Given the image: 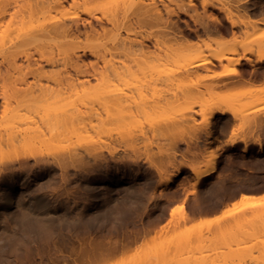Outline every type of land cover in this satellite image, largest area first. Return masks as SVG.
Segmentation results:
<instances>
[{"label":"rangeland","instance_id":"obj_1","mask_svg":"<svg viewBox=\"0 0 264 264\" xmlns=\"http://www.w3.org/2000/svg\"><path fill=\"white\" fill-rule=\"evenodd\" d=\"M211 1L204 9L203 0H194L200 13L197 19L200 20L195 21L196 18H191L184 12L180 13V16L174 15L173 21L178 20L182 30L178 35L181 33L186 39L185 47L178 49L177 52L168 50L166 46H163L162 50L157 49L159 54L165 49L169 54L163 52L165 55H159L158 58L163 60L150 59L149 69L145 67L146 70L144 69L145 72L142 70L141 76L137 73L141 80L138 81L139 85L145 80V84H141L142 90L146 89V92L142 93L146 95V98L143 97L145 102L141 98L138 99L144 108L141 105L142 108L138 107L139 110L132 107L136 113L128 109L127 114H131L133 120L140 121L141 128L138 127L136 131L141 129L139 132L143 130V134L134 131L133 135L125 137L126 139L121 137L128 134H108L103 136L104 140L95 136L97 142L95 137H93L95 140L90 139V142L89 139L83 141V138L76 137V134L72 135L71 132L67 133L71 135L70 138L63 135L57 136L54 141L52 138L47 140L50 135L48 132V137L47 134L45 137L42 136L46 141L38 137L31 140L32 147L24 145L26 148H23L22 138L18 139L22 136L18 135L16 138L19 143L17 140L9 139L8 134L6 137L5 132L0 135V146L3 147H0V252H2L0 264H257V261L260 263L261 258L254 241L260 237L264 239V225L260 224L264 223V215L263 217L259 215V212L264 210V73L260 79L246 76L241 81L228 80L225 74L233 68L251 70L246 60L243 61L246 63L244 68L224 60L223 64L213 66L206 63L207 67L197 68L191 75L180 74L179 70L188 62L186 59L202 57V61L211 60L210 55L214 49L223 52L225 57L242 54L255 58L251 50H256L260 41L264 49L262 20L264 13L255 11L252 3L264 0ZM108 4L110 7L106 4L109 7L107 12L111 14L114 10L113 2L112 5ZM95 6L96 9H100L99 14L101 11L104 12V8H100L101 4L99 6V3H96ZM9 19L10 13L3 22L0 20V36L7 35V40L15 38L17 34L16 30L14 32L7 30ZM107 25L111 27V24ZM19 32L18 36L23 33ZM122 34L126 36L127 32L122 31ZM110 35H104L99 40L105 43ZM110 39L106 46L112 44L113 40ZM208 43L212 45L209 46ZM151 49L155 47L152 46ZM173 53L174 55H171ZM88 55L83 58L86 63L97 60L94 55ZM196 55L198 57L194 58ZM99 63L100 67L104 65L102 60ZM19 64L27 65L23 55L19 57ZM45 69L49 72L52 68L47 65ZM176 69H179V72L175 71ZM164 71L178 74L177 77L181 75L180 82L174 74L166 75ZM155 72L163 77H158ZM10 74L18 75L17 72ZM63 74L77 76L73 70L69 73L64 71L61 75ZM169 76L172 77V81H168ZM46 77H42L45 80L42 82H49L50 86H55L56 82L51 78L50 82ZM79 77L84 78L83 75ZM28 79L32 82L34 77L30 75ZM91 79L92 85L98 83L96 78ZM213 80L221 83L212 85ZM188 84L193 86L187 87ZM133 87L135 88L132 85L130 90ZM186 87L190 88V91L184 92ZM12 104V107H17L15 102ZM219 104L227 105L229 111L236 113L238 117L234 118L230 113L226 116L217 114L208 117ZM4 105L3 99L0 98L2 131L7 125V119L10 120L12 116H8L11 111H5ZM96 105L98 106L90 112L97 111L104 118L106 115L104 113L109 109H104L103 103ZM5 112L8 118L4 116ZM95 113L89 115L88 112L86 119L88 115L91 119L95 118L93 116L101 117ZM245 114L253 117L247 119V123L241 119V115ZM183 115L189 117L191 123L188 126H180L183 129L180 130L179 126L177 128V122ZM174 128H177L178 132H175L177 130ZM233 139L236 142L230 144V140ZM14 149L17 150L13 152ZM210 153L218 155L215 167L206 178L199 181L193 177L192 168L203 166ZM168 177L171 178V182L165 184L164 181ZM228 210L231 215L232 211L236 213L226 217L227 220L222 218L225 223L220 224L219 221L222 220L220 216H224V211ZM242 212V218L241 215L235 217ZM261 213L264 214V211ZM237 220L238 224L234 223ZM243 220L245 224L243 226L241 222V227L239 222ZM51 221L54 223L51 224ZM252 222L255 223L253 224L255 228L250 227ZM29 225L34 227L31 228ZM223 228H226L227 232L223 231ZM238 228L245 229L243 234L247 240L239 235ZM253 230H256L255 233L259 230L256 233L259 238L252 235ZM222 231L223 233H220ZM242 232L241 230V234ZM248 234L255 238L251 236L250 239ZM238 235L243 241L238 238L236 244ZM199 241L203 247L207 244L204 251L203 247H200L202 245L198 244L197 247L196 243ZM179 243L184 245L180 247ZM192 244L195 249L191 247ZM187 245H191L192 252L185 249L188 248ZM251 245L255 246L251 248L252 251ZM95 247L99 249L92 250ZM196 247L201 248L202 252L197 251ZM83 251H88L85 259L80 257ZM91 253H96L95 258L89 257ZM188 254L190 259L184 260Z\"/></svg>","mask_w":264,"mask_h":264},{"label":"bare ground","instance_id":"obj_2","mask_svg":"<svg viewBox=\"0 0 264 264\" xmlns=\"http://www.w3.org/2000/svg\"><path fill=\"white\" fill-rule=\"evenodd\" d=\"M10 1L0 0V20H1V22H3V20L6 18V16H8V14L10 13V19L7 23V30H9V31L11 30L13 32L16 30L17 34H16V36L14 35L15 38H10L8 40H7L8 37H6L7 35L6 36H4V35L0 36V59H1L0 60V79H1L0 84H2L1 88H0L1 89L0 98L3 99V103L5 104L4 105L5 111H8V110L11 111L9 113V115L6 114V112H5L4 116L8 118V116L10 117L12 115L13 117L11 116L12 119L10 117V120L7 119V121H6L7 125L3 127V129L5 128L4 131L0 130V132L2 131L0 133V135L5 132L4 134H6V137L8 134L9 135L8 138L11 140H15V141L16 140L18 141L19 138L20 139L22 138V140L24 141L23 142L21 140V142H23V144H22L23 148H26L27 146L32 147V144H31L32 141L31 140L37 139L38 137H41V139H43L48 132H50V133H48V134H50L49 135L50 138L48 137V134H47L46 135L48 137L47 140L53 139V141H54V138H56L57 136L61 137V136L65 135V136H69V138H70L71 135H69V134H71V133H72V135L76 134V137L79 136V138L80 137L83 138V141H84V139H89V141H90V139H93V141H94L96 139V137L103 138L102 140H104L103 136L108 135V134H117V135L118 134H120V135L128 134L126 136L122 135L123 137L120 136L121 139H126L125 137L132 136L133 132L138 130V127L141 126V123L138 120H133L134 118L130 117L131 114H129V113H128L129 114V117H128L127 111H128V109H130L131 111H134L133 109H131L132 107L142 108V107H140V105H141L140 101L141 100L139 101L138 99H140V98L143 99V97L146 96V95L144 96L142 94L143 91H145L146 89L142 90L143 87H141L142 83L145 84V80H144V82L142 81V83L139 85L138 83L141 82V80H139V75L141 73H143L142 70H144V69L146 70V68L149 69V67H150L149 64L151 61L150 59L158 58V57H160L159 55L162 56L164 53L167 54L169 52V51L165 52L166 51V49H165V50H163L164 53L162 52L161 54H159L156 51L157 49L162 50L163 46H166L165 48H169L168 50H173V51L175 50L174 52H177L178 49L182 48L185 45L186 39H184L183 36L181 35L182 30H180L179 22H178V20L173 21L174 19L172 17L174 15L180 16V13L184 12V13H187V15L189 14L191 18H196L195 21L200 20V19H197V17L199 16L200 13H198L196 2H194V0H112V2H113V6H112L113 8L112 9H114V10L111 14H109L107 12L108 8L110 7L108 3H110V4L112 3V2H109V0H12L13 2H10ZM207 1L203 0L204 9H206V7L208 6V4L211 0L209 2H207ZM96 3H99V6L101 4L100 8H102V9L104 8L103 9L104 12L101 11L102 14L98 13V11L100 9H98V8H97L98 10L96 9V7H97V6H95ZM252 5H253V9L255 11H259L261 13H264V1L254 2V3H252ZM11 8L14 10H12ZM11 10H12V13H11ZM57 13L58 14L60 13V15L58 16ZM249 19L251 20L250 17H249ZM262 20H264V18ZM108 23L111 24V27H108V25H107ZM215 25H217V23ZM225 27H227V26H225ZM208 28H210V27H208ZM19 29L23 32L22 34H20L21 31ZM213 29L216 30V28H213ZM217 30H219V28ZM122 31L127 32V35L123 36ZM18 32L20 35L24 34V36H20V35L18 36ZM178 32H181L180 36L178 35ZM221 33H222V31H221ZM107 34L108 35L111 34L110 37L108 36V38L110 39L112 37V39H110V40L111 41L113 40V42H111L112 44L110 43L111 44L110 46H106V43L109 41V39H106L108 41L105 43H103L99 40L102 36L107 35ZM106 37L107 36H105V38ZM103 39H104V37H103ZM168 43H171V44L168 45ZM211 45H212V43L209 44V46H211ZM152 46L155 47V49L152 50L151 49ZM170 52L172 53V51H170ZM251 52L255 55V58L254 57L253 58L248 57V56L242 55V54H240L236 57H229V56L225 57L223 52H220V51L214 49V51H212V54L210 55L211 60L208 61L207 59H203V61L204 60L206 61V62L205 61L203 62L202 57L200 58L201 60L200 59H194V60L193 59H191V60L186 59V61H188L187 63H184V65L182 67L178 66L179 68L181 67L180 68L181 70L178 69L180 72L177 69L175 71L179 72L180 74L187 73L188 75H191L193 72H195V70H197V68H200V67L204 68V66L207 67L208 65H205L206 63H209L210 65L213 66V65L223 64L224 60H227V62H234V64H236L237 66L243 67L246 63L251 66V70H248V69L242 70L241 68H239V69L233 68L230 72L225 74L228 77V78L226 77L228 80H232L234 82L241 81L246 76H249V78H251V79H258V78L260 79V76L264 73V49L262 48L261 41L259 42L258 48L256 50H251ZM88 54L94 55L97 60L95 62L86 63L83 58L89 56ZM22 55L27 60L26 66L23 64H19V57ZM171 55H174V53ZM109 56H110V59H109ZM107 57H108V59H107ZM171 57L169 56V58H171ZM195 57H198V56L196 55V56H194V58ZM166 58H168V57L166 56ZM147 59H149V60H147ZM101 60L104 62V65L100 67L99 65H101V64L99 62ZM154 60H156V59H154ZM157 60H163V59L158 58ZM198 60H200V61H198ZM244 60H246V63L243 62ZM47 65H50V67L52 68V69H50L51 71H49V72H47V70L45 69V66H47ZM59 67H61V69ZM57 68H59V69H57ZM63 69H64V71H68V73L72 70L75 71V73L78 77L77 76L74 77L75 75H71V74L66 75V76L63 74V76H62L61 74H62V72H64ZM150 69H152V68H150ZM145 70H144V72H145ZM152 71H153V69H152ZM159 71L162 72V70H159ZM168 71H169V69H168ZM168 71H164L167 73L166 75H169L170 72H172V70L170 72H168ZM175 71H174V73H175ZM12 72L13 73L17 72L18 75L17 76H14V74H13V76H11L12 74L9 75V73H12ZM137 73H139V75H137ZM146 73H147V71H146ZM151 73L154 74L153 72H151ZM155 73H157V75H158V72H155ZM163 73H161V74H163ZM174 73H171V74H174ZM30 75H32L34 77V80L33 79L31 80L32 82H30V80H29L30 77L28 79V76H30ZM80 75H83L84 78L83 79L80 78L79 77ZM163 75H165V74H163ZM174 75H175V77L178 76V74H174ZM144 76H145V74H144ZM161 76L162 75H158V77H161ZM211 76H213V75H211ZM214 76H215V74H214ZM42 77H46V79H48L50 82H51V80L52 81L54 80V82H56V83H54L55 86H53V85L50 86L51 84L49 82H46L49 84L44 83L45 80H43L44 78L42 79ZM175 77L173 76V79ZM179 77H177V79ZM50 78H51V80H50ZM91 78H96L98 85L97 84L92 85L93 83L91 82V80H92ZM164 78H165V76H164ZM170 78H171V80H170ZM157 79H159V78H157ZM173 79H172V77L169 76L168 81H172ZM42 80L44 82H42ZM79 80H81V81H79ZM159 80L161 81L163 79H159ZM166 81H167V79H166ZM178 81L180 82V78ZM216 81L217 80H213L212 85L213 84L218 85V83H221V82H216ZM222 81H224V79H222ZM163 82H165V81H163ZM174 82H171V84L173 85ZM156 84H157V82H156ZM95 85H97V86H95ZM132 85L135 86V88L133 87V89H135V90H133V89L130 90ZM167 85H169V84H167ZM188 85H187V87L193 86V85L192 86H190V85L188 86ZM142 86H144V85H142ZM180 86H181V84H180ZM182 87H184V86H182ZM187 87H186V89L184 88L185 89L184 92L190 91V88H187ZM144 99L142 101H144ZM13 101L16 103L17 107H12L13 106L12 103H14ZM100 103H103L104 105L108 106V107H106L104 105L102 106V107H104V109H107V110L109 109L108 111H106L104 113V114L108 115V117L106 115H104L106 118L105 117L102 118V115H99L96 111V113L101 117L96 118V116H93V118L94 117L95 118L91 119L89 117V115H90V113L92 114L93 112H90V111H92V109H94L95 106H98L96 104H100ZM141 106H143V108H144L143 104ZM18 107H21V108H18ZM139 108H138V110H139ZM95 110H99V109L95 108ZM88 112H89L88 119H90V120L86 119V115L88 114ZM94 113H95V111H94ZM133 113H136V111H134ZM227 113L232 114L234 118L238 117L236 115V113L229 111L227 105H221V104L215 106L214 109L210 112L208 117H212L214 115L216 116L217 114H219L220 116H226ZM135 115L136 114H134V116ZM135 118H136V116H135ZM252 118L248 117L247 114L241 115V119L244 120V123H247L246 122V121H248L247 119H252ZM4 120H5V118H4ZM171 121H173V120H171ZM142 122L144 123V121H142ZM190 123H191V119L189 117L183 115V116H181V118L177 122V128H178V126L179 127L180 126H182V127L188 126ZM166 125L168 126L169 124H166ZM174 125H175V123H174ZM243 127H246V126H243ZM177 128L176 129L174 128V129L177 130ZM142 129H143V126H142ZM181 129L182 128L180 127V130ZM170 130L171 129L169 128L168 131H170ZM139 131L138 132L136 131V132L137 133L143 132V130H142V132H139ZM69 132H71V133H69ZM175 132H178V130ZM67 133H69V134H67ZM85 134H87V136ZM18 135L22 136V137H18V139H16ZM42 136H44V137H42ZM109 136H112V135H109ZM76 137H75V139H76ZM93 137H95V139ZM1 138H2V136H1ZM43 140L46 141V139H43ZM81 141H82V139H81ZM95 141L97 142V139ZM124 141H126V140H124ZM3 142H4V140H3ZM56 142H57V140H56ZM235 142H236V140H234V139L230 140V144H234ZM33 143H34V141H33ZM45 143H47V142H45ZM62 143H64V142H62ZM62 143L60 142V144H62ZM103 143H101V144H103ZM24 145L26 147H24ZM34 145L35 144H33V146ZM82 145H85V144H82ZM91 145H93V144H91ZM107 145H108V141H107ZM5 146H7V145H5ZM47 146H48V143H47ZM62 146H64V145H62ZM0 147H2V146H0ZM18 147H19V145H18ZM246 147H244V148L246 149ZM61 148H58V149L61 150ZM66 149H65V151H66ZM97 149H95V150H97ZM16 150L14 149L13 152ZM30 150H31V148H30ZM0 151H1V149H0ZM25 151L23 153H25ZM90 151H92V149ZM61 152H63V151H61ZM57 153H59V152H57ZM77 153H76V155H77ZM70 155H71V153H70ZM78 155H79V153H78ZM217 156L218 155L216 153H210L209 158L207 159L206 163L203 166L193 167L192 168L193 169V177H195L199 181L206 178L213 171L215 164H216ZM73 160H74V158H73ZM170 182H171L170 177L166 178V180L164 181L165 184H168ZM263 211L264 210H262L261 212H263ZM227 212L224 211L225 215L222 217L220 216V218L227 220L228 216L231 215V212L229 210ZM261 212H259L260 213L259 215H261V216L264 215ZM235 213L232 211V215ZM242 214H243V212L238 213V215L236 214L235 217H239L241 215V218H242V216H243ZM255 214H257V213H255ZM231 218H233V217H231ZM255 218H256V221L258 222L257 217H255ZM221 219H219V220H221ZM223 219L221 221H219L220 224L223 222ZM251 219L254 220L253 217ZM240 220H242V219H240ZM244 220H246V219H244ZM244 220L239 222L240 224L242 222L243 226L245 224ZM256 221H255V223H256L255 226H257ZM237 222H238V220L234 223L238 224ZM260 222H262V219H260ZM263 222H264V219H263ZM20 223H22V221ZM38 223H40V222H38ZM53 223L54 222H52L51 224H53ZM223 223H225V222H223ZM255 223L252 222V226H250V227L255 228V226L253 225ZM220 224H219V226H220ZM260 224L264 225V223H260ZM37 225H39V224H37ZM240 226L242 227V224ZM14 227H15V225H14ZM30 227L32 228L34 226H30ZM257 228H259V227H256V229ZM260 228H261V225H260ZM262 228H263V226H262ZM58 229H59V227H58ZM243 229L240 228V230H239V228H238L237 230L240 232L239 235H242V237L245 238V235L243 234V233H245V231H244L245 229L244 230ZM241 230L243 231L242 234H241ZM223 231L227 232L226 228H223ZM223 231L220 233H223ZM246 231H247V233H249L248 229H246ZM249 231H250V229H249ZM255 231L253 234L251 233L252 232L251 231L250 234L256 235V237H257L258 235L256 233L259 230L256 233H255ZM263 231H264V228H263ZM20 232L22 233L21 230H20ZM42 232H43V230H42ZM226 232L224 234H226ZM9 233H11V232H9ZM11 234H13V233H11ZM45 234H47V233H45ZM250 234H248V235H250ZM258 234H260V232ZM24 235H26V234H24ZM239 235H238V237L236 236L237 237L236 238L237 242H235L236 244L238 243V240H237L238 238H240V241L242 239V237H239ZM252 235H250V239H251ZM26 236H28V235H26ZM19 237H20V235H19ZM46 237H47V235H46ZM8 238H10V237H8ZM201 238H204V237H201ZM223 238H224V236H223ZM253 238H255V236ZM257 238H259V237H257ZM260 238H262V237H260ZM260 238L258 240L255 239L256 241H254V242H255V246L257 245L256 250H258V252H259V257L261 259H263L262 264H264V239H260ZM263 238H264V236H263ZM14 239H16V238H14ZM181 240H179V241H181ZM224 240H225L224 242H226V238ZM17 241L16 242L14 241V243L16 244ZM28 241H30V240H28ZM201 241H203V240L201 239ZM240 241H239V243H240ZM242 241H243V239H242ZM11 242H12V240H11ZM25 242H27V241H25ZM6 243H7V241H6ZM6 243H5V245H6ZM28 243L30 244V242H27V244ZM222 243H223V241H222ZM36 244H37V242H36ZM196 244H197V247H198V244L202 245L200 247H203V244H201L200 241ZM204 244H205V242H204ZM246 244L248 245V243H246ZM249 244H251V243H249ZM100 245H98V246L100 247ZM183 245L180 244V247ZM193 245L194 244H192V246L191 245L190 246L194 247V249H195V246H193ZM205 245L206 246H204V247H207V244H205ZM238 245H240V244H238ZM177 246H179V245H177ZM190 246H188V248L185 247V249L191 250ZM240 246H242V245H240ZM255 246L251 245L250 250L252 247H255ZM99 247L98 248L95 247L96 249L94 248L92 250H98ZM197 247H196L197 251L201 250V248H197ZM204 247L202 248L203 251H204ZM10 248H12V247H10ZM87 252L88 251H83V253L80 254V255H82V256H80L81 259H85ZM191 252H192V250H191ZM201 252H202V250H201ZM0 253H2V252H0ZM91 254L89 255V257L92 259L95 258L96 253L92 254V256H91ZM186 256L187 257H184L185 258L184 260H187V258H189V254ZM255 256H257V255H255ZM261 259H260V263H259V261H257L259 264H261ZM255 260H256V257H255Z\"/></svg>","mask_w":264,"mask_h":264}]
</instances>
